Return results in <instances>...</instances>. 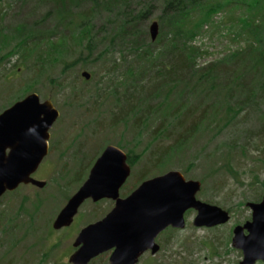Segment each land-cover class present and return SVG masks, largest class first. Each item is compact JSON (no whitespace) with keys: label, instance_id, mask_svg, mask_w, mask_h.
<instances>
[{"label":"rangeland","instance_id":"374dc122","mask_svg":"<svg viewBox=\"0 0 264 264\" xmlns=\"http://www.w3.org/2000/svg\"><path fill=\"white\" fill-rule=\"evenodd\" d=\"M7 2L10 8L6 6ZM1 6L8 15L0 24L9 27H15L32 9L23 8L17 0H4ZM228 15L240 13L216 16L197 38L196 44L207 52L200 59L201 65L215 62L239 48V42L235 41L238 27L230 24L236 20H230ZM36 57L35 53L28 61L19 56L10 61L0 60V113L31 93H37L42 102L50 100L60 112L51 130L54 152L36 175L47 185L43 189L21 186L2 198L0 264H70L73 244L80 230L105 217L114 202L87 201L70 228L55 231L52 225L109 145L117 146L125 153L132 149L139 155L138 163L120 191L122 198L144 181L140 177L145 171H151L145 180L179 171L186 180L202 183L198 200L231 214L227 224L206 229L194 227L196 211H188L185 228H168L161 236L162 251L156 256L143 255L139 264H240L243 255L232 245L233 230L251 220L252 211L247 203L260 202L264 192V99H258L260 105L247 108L232 122L224 120L226 113L221 109L218 122L214 119L205 133L193 141L188 152L175 155L168 166L152 171L154 156L166 145L156 143L151 130L144 131L143 137L136 140L134 127L115 125L116 97L112 90L104 92L109 77H112L107 74L109 67L92 58L90 68L85 70L80 65L85 61L84 57L74 51L64 62L41 73L32 67ZM79 58L83 60L78 61ZM116 58L119 59L118 54ZM86 71L95 72L94 80L87 81L82 77ZM98 81L101 91L96 88ZM118 91L119 95L123 92L122 89ZM75 92L78 94L76 100L73 99ZM199 114H203L202 108ZM74 179L78 181L73 183ZM111 253L101 255L90 264H109Z\"/></svg>","mask_w":264,"mask_h":264},{"label":"trees","instance_id":"16d2710c","mask_svg":"<svg viewBox=\"0 0 264 264\" xmlns=\"http://www.w3.org/2000/svg\"><path fill=\"white\" fill-rule=\"evenodd\" d=\"M17 3L32 9L15 27L0 24V60L10 61L19 56L28 61L36 53L32 67L46 73L77 51L85 59L80 64L85 70L96 58V63L109 67L108 76H122L109 77L104 92L112 90L116 97V126L134 127L136 140L143 137L144 131L151 130L155 142L166 145L154 156L152 171L168 166L175 155L188 152L214 119L218 122L221 109L226 113L224 120L232 122L247 108L260 105L258 99H264V0ZM6 6L10 8L8 2ZM231 12L240 13L228 15L230 20H236L230 24L238 27L235 41L239 48L201 65L200 59L207 52L196 44L197 38L216 16ZM7 15L1 6L0 21L4 23ZM154 21L159 24L155 42L150 35ZM95 76L94 72L91 79ZM100 81L96 86L99 91ZM119 89L123 90L120 95ZM77 97L75 92L73 99ZM127 152L128 162L134 168L139 155L132 149ZM150 172H143L140 178L145 181Z\"/></svg>","mask_w":264,"mask_h":264},{"label":"water","instance_id":"95a60500","mask_svg":"<svg viewBox=\"0 0 264 264\" xmlns=\"http://www.w3.org/2000/svg\"><path fill=\"white\" fill-rule=\"evenodd\" d=\"M150 35L155 42L159 36L157 21L151 24ZM82 77L89 81L91 74L86 71ZM59 117L53 103L42 102L37 93L27 95L0 114V152L5 145L12 149L8 156H0V207L1 198L22 185L39 189L47 185L33 175L47 155L50 131ZM131 173L127 153L117 146H107L88 178L59 212L52 225L55 231L70 227L86 201H115L105 217L79 232L70 264H89L107 252H112L109 264H139L146 253L155 256L160 252L156 239L161 233L170 227L185 228L189 210L197 212L193 221L196 228H213L231 220L228 211L198 200L202 183L186 180L179 171L145 180L128 197L121 198L120 191ZM247 207L252 218L234 228L232 245L242 252L240 264L264 263V192L260 202H249Z\"/></svg>","mask_w":264,"mask_h":264},{"label":"flooded vegetation","instance_id":"af4514ba","mask_svg":"<svg viewBox=\"0 0 264 264\" xmlns=\"http://www.w3.org/2000/svg\"><path fill=\"white\" fill-rule=\"evenodd\" d=\"M2 113V112H1ZM0 113V114H1ZM52 133H51V131H50V139H49V141H48V146H47V155H46V157L44 158V160H43V162H42V164L44 163V162H47L48 160H49V158L51 157V155L53 154V152H54V145H53V143H52ZM4 149H2V151L0 152V156H2V155H4V156H8L10 153H11V151H12V149H11V147H6V145L3 147ZM42 164L40 165V167H39V169L41 168V166H42ZM38 169V170H39ZM36 175H37V172L33 175V177L36 179V180H38V178H36ZM28 186H33V185H28ZM125 186V185H124ZM6 194H9V193H6ZM5 194V195H6ZM129 196V195H128ZM128 196H126V197H128ZM120 197H121V194H120ZM125 197V198H126ZM3 198V197H2ZM2 198H1V206H2ZM122 198V197H121ZM104 200H109V199H104ZM104 200H102V201H104ZM88 201H91V200H88ZM102 201H100V202H102ZM111 201H113V200H111ZM87 202V201H86ZM85 202V203H86ZM93 202V201H92ZM114 202V205H115V201H113ZM94 203V202H93ZM99 203V202H98ZM190 211V210H189ZM195 211V210H194ZM78 214H79V212H78ZM77 214V215H78ZM196 214H197V212H196ZM76 215V216H77ZM186 216V215H185ZM75 219H76V217H75ZM75 219H74V222H75ZM73 224V223H72ZM86 227V226H85ZM67 228H70V227H67ZM67 228H63V229H61V230H64V229H67ZM214 228V227H213ZM83 229V228H82ZM81 229V230H82ZM170 229H173V228H171L170 227ZM206 229H211V228H206ZM61 230H58V231H61ZM80 230V231H81ZM175 230H177V229H175ZM164 232H166V231H164ZM163 232V233H164ZM163 233H161L158 237H157V239H156V242L158 243V245H160V247H161V250H160V252L162 251V248H163V246H164V244H163V241H162V239H161V236L163 235ZM79 234V233H78ZM73 248H74V246H73ZM77 249L76 248H74V251H73V253L76 251ZM159 252V253H160ZM72 253V254H73ZM108 253V252H107ZM148 253H150V252H148ZM158 253V254H159ZM71 254V255H72ZM106 254V253H105ZM147 254V253H146ZM151 254V253H150ZM70 255V256H71ZM103 255V254H102ZM101 256V255H100ZM99 256V257H100ZM156 256V255H155ZM98 258V257H97ZM95 260V259H94ZM94 260H92V261H94ZM91 261V262H92ZM90 262V263H91ZM89 263V264H90Z\"/></svg>","mask_w":264,"mask_h":264}]
</instances>
